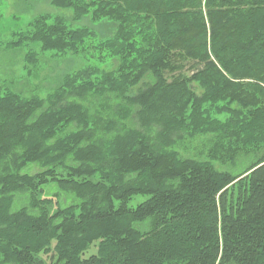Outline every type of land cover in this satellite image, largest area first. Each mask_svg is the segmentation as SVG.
<instances>
[{"label": "trees", "instance_id": "1", "mask_svg": "<svg viewBox=\"0 0 264 264\" xmlns=\"http://www.w3.org/2000/svg\"><path fill=\"white\" fill-rule=\"evenodd\" d=\"M52 5L117 32L44 15L5 51L118 66L0 86V264H264V0Z\"/></svg>", "mask_w": 264, "mask_h": 264}, {"label": "rangeland", "instance_id": "2", "mask_svg": "<svg viewBox=\"0 0 264 264\" xmlns=\"http://www.w3.org/2000/svg\"><path fill=\"white\" fill-rule=\"evenodd\" d=\"M50 15L61 17L68 21L74 29L88 27L96 33V40L87 44L88 47L98 45L104 39L113 37L117 32V24L112 21L95 22L91 16L79 22H74V13L68 9H58L52 5V0H0V86H8L24 97L38 95L45 98L62 80L96 62L105 70L117 68L118 61L105 56L98 49H89L80 55L68 54L59 56L55 53L41 54L40 45L34 44L27 48L6 52L7 44L15 40V34L26 30L29 24L37 18ZM33 50L40 54L36 65L26 62L27 53ZM103 56V57H101ZM221 171H234L230 166H220ZM147 198L138 196L130 203L131 207ZM96 253L93 247L87 253Z\"/></svg>", "mask_w": 264, "mask_h": 264}]
</instances>
